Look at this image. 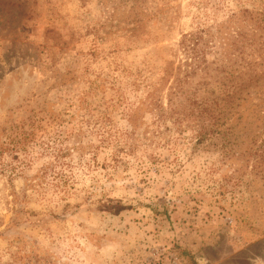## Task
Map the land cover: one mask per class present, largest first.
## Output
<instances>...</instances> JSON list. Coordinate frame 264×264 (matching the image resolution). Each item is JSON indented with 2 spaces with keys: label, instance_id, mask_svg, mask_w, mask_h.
<instances>
[{
  "label": "rangeland",
  "instance_id": "obj_1",
  "mask_svg": "<svg viewBox=\"0 0 264 264\" xmlns=\"http://www.w3.org/2000/svg\"><path fill=\"white\" fill-rule=\"evenodd\" d=\"M260 47L264 0H0V264H264Z\"/></svg>",
  "mask_w": 264,
  "mask_h": 264
},
{
  "label": "trees",
  "instance_id": "obj_2",
  "mask_svg": "<svg viewBox=\"0 0 264 264\" xmlns=\"http://www.w3.org/2000/svg\"><path fill=\"white\" fill-rule=\"evenodd\" d=\"M201 41V37H193L188 40L190 45L186 44L185 41H182V50L187 53V56L190 58V60L198 58L199 54H203V49H198L197 46L199 45V42ZM264 49V48H259ZM236 87H234L235 89ZM225 93V92H224ZM231 98V97H230ZM229 96L226 98H222L218 100V98H214L212 100V103L210 100L204 101L198 105V107L201 108L199 112V118H208L210 121L212 120V126L218 125L220 121L223 120V124L225 120L227 119V116L232 114V100L229 101ZM231 105V106H230ZM222 124V125H223ZM230 130V128H229ZM211 131L212 128H211ZM202 133H199V136H201ZM124 210V208H119L116 210L117 213Z\"/></svg>",
  "mask_w": 264,
  "mask_h": 264
}]
</instances>
